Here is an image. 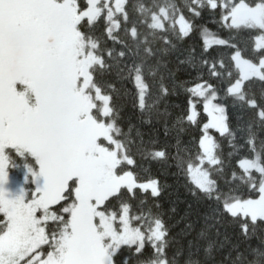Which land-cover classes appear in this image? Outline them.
Returning a JSON list of instances; mask_svg holds the SVG:
<instances>
[{"label": "snow or ice", "instance_id": "obj_1", "mask_svg": "<svg viewBox=\"0 0 264 264\" xmlns=\"http://www.w3.org/2000/svg\"><path fill=\"white\" fill-rule=\"evenodd\" d=\"M205 15L229 34L208 28ZM181 49L178 63L195 69L187 81L169 67ZM113 73L133 85L148 123L182 88L174 124L195 126L194 150L178 139L169 152L155 130L133 137ZM257 79L264 83V0H0V264H264V236L246 243L264 223ZM229 105L247 119L233 127ZM144 160L174 166L194 197L215 205L182 261L168 251L166 184ZM225 218L234 240L221 238Z\"/></svg>", "mask_w": 264, "mask_h": 264}, {"label": "trees", "instance_id": "obj_2", "mask_svg": "<svg viewBox=\"0 0 264 264\" xmlns=\"http://www.w3.org/2000/svg\"><path fill=\"white\" fill-rule=\"evenodd\" d=\"M203 23L208 28L216 31H222L224 35L229 34V30L224 28L221 30L220 25L205 15ZM236 39L242 46H250L251 42L248 36L241 33L236 36ZM187 47V46H185ZM197 53L199 52V46L196 45ZM183 53V54H181ZM187 52L181 49L179 52H173L171 54V63L169 67L173 68L175 78L179 81H187L195 73V69L191 68L187 64H179L178 59L182 60ZM112 78L116 81L119 92L116 95V104L121 113V122L125 129L128 125H133L132 135L135 137L136 129L139 128L142 131L155 130L154 135L161 142L167 145L169 152H175L177 150V140H180V147L187 146L189 150L192 148V138L198 135V130L193 125L184 124V130L180 131V128L174 124L176 116H178L186 105V94L182 88L177 89V93L169 96L166 101L162 100L160 104L154 107L153 120L148 123L144 119V113H141L139 108L135 106L134 87L131 83H126L118 80L113 73ZM252 90L257 96L261 91H264V83L258 79L252 84ZM161 109L167 110V115L161 112ZM230 121L234 127L237 123L243 122L247 119V115L238 120L240 115L239 109L231 108L229 105ZM157 115L161 118L157 119ZM167 122L171 127L168 130V135H164V123ZM222 150L227 155L232 151V147L229 144L227 137H219ZM240 143H243L242 137H237ZM247 149L245 148L244 151ZM142 165L149 169L150 174H158L162 183L166 186L161 193V212L166 222L169 225V254L179 252L177 257L178 261H182L186 258L189 251V241L196 237V232L199 227L203 226L204 218L206 215L213 212L215 205L211 202L199 200L193 196L189 191V186L184 178L174 166L170 164H161L155 161L144 160L141 161ZM12 174L18 177L21 176L17 169H11ZM193 223L195 227L189 229V223ZM211 222V221H210ZM217 226L221 231V238L227 235L230 240H234L233 236L234 226L228 222V219L220 223L217 222ZM256 232L246 242L251 244L252 247H256L261 243V236H264V223L257 221L255 224ZM203 243V242H202ZM243 243V241H242ZM202 251V250H201ZM219 259V256L217 257Z\"/></svg>", "mask_w": 264, "mask_h": 264}, {"label": "rangeland", "instance_id": "obj_3", "mask_svg": "<svg viewBox=\"0 0 264 264\" xmlns=\"http://www.w3.org/2000/svg\"><path fill=\"white\" fill-rule=\"evenodd\" d=\"M13 177H14V178H18V176H16V175H13Z\"/></svg>", "mask_w": 264, "mask_h": 264}]
</instances>
